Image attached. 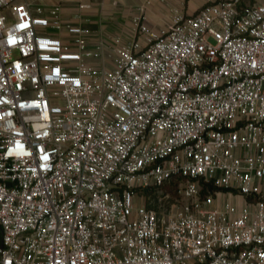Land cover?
Returning a JSON list of instances; mask_svg holds the SVG:
<instances>
[{"label":"built area","instance_id":"1","mask_svg":"<svg viewBox=\"0 0 264 264\" xmlns=\"http://www.w3.org/2000/svg\"><path fill=\"white\" fill-rule=\"evenodd\" d=\"M65 2L0 0V264H264V0Z\"/></svg>","mask_w":264,"mask_h":264},{"label":"crops","instance_id":"2","mask_svg":"<svg viewBox=\"0 0 264 264\" xmlns=\"http://www.w3.org/2000/svg\"><path fill=\"white\" fill-rule=\"evenodd\" d=\"M44 5H53L57 0H28ZM91 1L102 3L105 18L103 19V29L108 34L118 32H128L132 29V18L139 14L140 8L145 9L149 23L156 28H163L172 22L175 14L194 15L205 4V0H66L64 4V15L77 24L79 21L73 18L76 6L79 2ZM86 17V16H84ZM96 15H92L90 23L97 24Z\"/></svg>","mask_w":264,"mask_h":264},{"label":"trees","instance_id":"3","mask_svg":"<svg viewBox=\"0 0 264 264\" xmlns=\"http://www.w3.org/2000/svg\"><path fill=\"white\" fill-rule=\"evenodd\" d=\"M209 190H210L211 192H213V191L215 190V188L210 184V185H209Z\"/></svg>","mask_w":264,"mask_h":264}]
</instances>
